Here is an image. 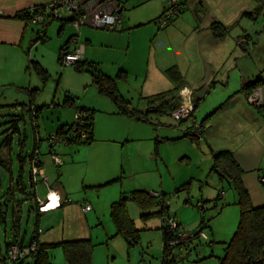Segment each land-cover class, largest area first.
<instances>
[{
  "label": "rangeland",
  "instance_id": "374dc122",
  "mask_svg": "<svg viewBox=\"0 0 264 264\" xmlns=\"http://www.w3.org/2000/svg\"><path fill=\"white\" fill-rule=\"evenodd\" d=\"M120 1L124 7L121 13L122 23L115 31L82 27L77 33L67 22L63 32L59 33L60 22L54 20L46 27L44 41L34 42V38L31 37L32 31L39 30L40 26L29 25L24 39V51L29 49L30 59L38 62L48 77L47 80L42 79L37 69L30 67L29 64L30 72L25 73L24 66L20 69V76L19 74L15 76L14 85L4 88L8 99L0 103L4 105L0 107V149L8 160L11 171L4 172V181L0 185V199H4V193L12 186L18 175L17 156L19 154L26 156L36 140L39 142L38 150L43 155L40 157L42 160L50 161L53 153L58 155L63 163L65 162L58 168L60 176H56L55 169L54 174L59 182L65 183L69 188L72 199L83 205H90L93 209L89 229L92 234L90 264H162L163 218L158 215L161 206H165L167 216L174 218L184 231L203 230L206 234V238L200 239V242L195 239L187 246L175 248L168 257L169 264H219V259L224 254V245L230 242L238 227L240 210L236 204L234 188L211 171L213 154L203 141L205 134L203 131H207L211 126V112L217 108L215 105L211 111L209 110L217 97V83L212 85L213 88L204 85L197 91L198 88H195L191 80L202 78L200 82H205L206 79L211 80L215 77L217 82L220 75L231 73L230 70L233 73L236 66L237 70L247 64L259 67L264 62V24L262 26L264 15L263 13L260 14L261 17L253 15L252 18L247 16L242 20L241 26L231 28L227 41L234 44L240 56L247 53L248 58L230 56L228 53L227 57L230 59H226V54L222 59L217 57L216 61L215 54L212 61L215 64L220 61V64L212 65L211 69L206 58H197L194 55L190 57V62L202 68L203 72L198 76L185 77V81L189 82L188 88L199 97L197 107L193 109L189 119L179 123L172 119L171 113L150 114L149 122L137 123L113 115L117 108L107 96L100 94L92 85V78L86 67L77 71L74 65H66L58 60L60 48L75 36L77 43L69 41L67 49L72 51L73 48L84 45L85 52L80 61L96 63L102 73L116 80L121 96L139 110L141 105L145 104L142 96L173 89L174 84L162 75L164 74L162 70L170 65L164 66L178 62L184 74L188 60L180 61L185 55L175 42L177 33L176 37H172V34L169 36L163 33L167 27L160 28L157 24L160 17L166 13L165 0ZM179 1L181 14L173 23L204 25L217 23L222 20L219 18L227 19L231 15L230 11L225 10L219 13L218 8L215 11L210 5L206 7V20L200 22L201 18L197 16L195 9L197 4H202V0ZM183 26L184 24H181L176 29L181 30ZM245 26H249L250 29L247 27V31L241 32ZM241 34L245 38L247 35L252 37L256 48L252 50L253 44L248 42V38L239 39L235 43L234 40L237 39L235 36ZM232 35H235L233 40L230 38ZM259 36L261 40L256 44ZM121 71H125L126 74ZM210 71H214L213 75L209 74ZM28 79H31V86L37 90L31 101L33 105L41 108L35 120L31 117L34 116V111L26 107L31 97L17 90V86H21L17 84L28 86L26 83ZM81 109L94 111V142L91 144L85 141L71 144L59 142L48 153L47 139L55 135L58 128L74 124L76 113ZM194 127L200 130L199 137H192L196 140L190 138ZM129 133L134 139L128 142L121 141L125 142L124 148L118 159L116 157L119 166L117 168L120 171L118 179L95 190L89 189L86 186L87 180L91 175L97 174L102 166L100 154L106 145L103 138L112 139L113 135L117 134L124 137ZM10 136V144L3 146L5 139ZM20 141L24 143L23 150H20ZM110 145L121 149V143ZM29 170L30 165L26 162L23 176L27 190L30 193L35 191L40 195V200L44 201L47 188L39 176L36 177L35 186L30 187L27 179ZM113 190L115 202L124 200L126 212L138 232L136 244H130L126 237L118 234L111 218V206L114 201L111 202L108 198ZM134 191L156 193L157 197L152 201L153 204L159 205L156 208L142 209L131 200ZM139 196L143 198L142 194ZM10 198L20 201L19 231L20 236L24 235L27 242L35 229L36 213L31 209L35 202L30 196L18 192H13ZM11 204L10 201L6 208L3 207L7 212V219L0 222V264H11L3 259L6 238L12 233ZM143 210H147L146 212L153 210L157 214L145 217L147 213ZM55 215H58L57 211L40 215L38 229L47 231L48 221L52 222L51 220L57 224L58 216ZM48 252L52 264H68L61 247ZM22 264H34V260L25 258Z\"/></svg>",
  "mask_w": 264,
  "mask_h": 264
},
{
  "label": "crops",
  "instance_id": "0c3cea01",
  "mask_svg": "<svg viewBox=\"0 0 264 264\" xmlns=\"http://www.w3.org/2000/svg\"><path fill=\"white\" fill-rule=\"evenodd\" d=\"M55 1L57 0H0V103L7 101L8 97L5 96L4 88H9L10 86L14 85V78L18 74L20 76V69L25 66L26 73L27 71H29V61L36 62L35 60L30 59L28 51L29 49L24 51V39L26 37L28 27L32 23H28L23 20H16L14 19V17L17 14L25 12L33 7L46 5ZM178 3H180L179 0ZM210 5L213 6V9L215 11H217L218 8V12L225 10L226 12L230 11L231 13L229 18L227 19L219 18L222 19L221 21H218L219 23H221L225 27L230 28L228 35L222 40L217 39L215 36H213L210 30V26L212 23H204V25H198L197 23H173L179 16H177L172 23L165 26L167 27V29L163 31V33L169 34V36H171L172 34V37H176L177 33V40H175V42H177V44L179 45V49L182 50V54L185 55L180 61H184L185 59L188 60V66L184 74L182 73V68H180L178 62H174L175 64H168L164 67H167L169 65L170 66L162 70V73H164L162 75L167 80L168 78L165 75V71L171 67L177 68L180 75L182 76L184 85L183 88H181L178 92V97L180 101L181 98L184 99V97L181 96L184 95L185 91H191L188 88L189 82L185 81V77L188 78L191 76H198L203 72L202 68L190 62V57L194 55L197 58H206L211 65V69H213L212 65L220 64V61H218L216 64L212 61L214 59L213 56L215 54H217L216 61L217 57L222 59V57L226 54V59H230L227 57L228 53L230 56H240V54L236 51L234 44L229 43L227 41L232 31L231 28L232 26H234L235 28L241 26L242 20L247 17L244 15L245 13L256 14L257 10L259 9V3L256 2V0H202V4L199 3L196 5L195 12L197 16L201 18L200 22L206 20V7H209ZM262 12L264 15V9ZM259 16L261 17V15ZM250 17L252 18V16ZM237 18L239 19L237 20ZM69 19V16H62V18L58 20L60 22L59 33L63 32L66 23L69 22ZM249 20L253 19L249 18ZM51 22L52 21L48 23L50 24ZM121 23L122 22L120 21L116 30L119 28ZM181 24H184L181 30L176 29L180 27ZM263 24L264 21L262 23V26ZM247 27L248 29H250L249 26H245V28H243L241 32L247 31ZM38 31H42V26H40L39 30L35 32L32 31L31 37L34 38L35 34ZM44 31L46 34V28L44 29ZM235 35L237 34L235 33ZM235 35H232L230 38L232 39ZM235 37L237 38L236 40H234L235 43L236 41L238 42L239 39L245 38L242 34L241 36ZM247 38L248 42H251L253 44L252 37L247 35L245 39ZM260 40L261 37H257L256 44H258ZM201 41L207 43L204 44L201 43ZM67 42H65L64 45ZM80 47L84 48V45ZM75 48H73V50ZM255 48L256 47L253 44L252 50ZM245 54L240 57L248 58V54L247 56H245ZM195 66L197 68H195ZM252 66L254 69L252 68ZM230 72L231 73L226 72L220 75V77L217 78V82L215 81V77H212L213 81L212 78L211 80H209V78L206 79L205 82H200L203 80L202 78L191 80V82L193 81V85L195 86V88H198L197 91H199V89L204 85L209 88H213L212 85L217 83V97L213 101L209 110L211 111V109H213L215 105L217 108H215L213 112H211V126L208 128L207 131H203L205 133L203 141L209 147L211 153L213 154L212 157L219 152L231 153L232 159L235 162L236 167L238 168L240 182L244 189L247 191L252 206L254 208H259L264 206V87H258L261 90V95L263 99V104L260 109L250 105L247 102V94L246 91L243 90V87L244 85H247L249 83L252 84L255 81L263 78L264 62H262L259 67L255 64H247L244 68H239L237 70L236 66L233 73L232 70H230ZM123 73L126 74L125 71ZM211 73L213 75L214 71L209 72L210 75ZM170 82L172 83L171 80ZM26 83L28 84V86H24V84H17L21 85L17 86V90L23 92L22 89L26 88L31 89V87H33L32 89H36L34 86H31V79H28ZM156 94H146L141 97V99L144 100L145 104L141 105L140 111H144L146 109L145 98ZM195 95L196 92H193L192 100L196 103L197 107L199 97ZM1 106L4 105H0V107ZM113 113L111 114L120 116L116 114V112ZM120 118H126V120H130L131 122H137L135 120L123 116H120ZM178 122L181 123L182 121ZM117 135H113L112 139L103 138V140L106 141V145L104 146L100 154V156L102 155V166H100V169L98 170L97 174L91 175L90 178L87 180L88 184L86 186L91 190H95L98 187L111 184L118 179L117 177L119 176L120 171L117 168L118 164L116 162V157L118 159V156L121 155V151L124 148L125 142L131 141L134 138L130 136L132 135L130 133L128 134V136L124 137ZM92 142H94V136ZM111 143H116V145L121 143V149L119 150V147H113L112 145H110ZM2 154V149H0L1 160L8 162V160H6L5 156ZM39 155V157L43 156L40 152ZM40 160L43 163L44 175L48 179L47 186H45L47 188V192L48 190L55 191L58 193L61 199V206L54 211H50H57L58 215L55 216H58V222L56 224L54 220H51L52 222L48 221V230L43 231L39 228L41 230V234L39 236L36 234V231L33 230L32 235L26 242L25 236H20L19 231V214L21 204L19 201H15L14 204L12 202V233L10 237L6 238V242L4 245L5 254L9 243H22L25 245L31 242L34 237H37V240L41 245L48 246L58 245L66 242L90 241V238L92 236L89 230L90 223L92 221V207L89 205L90 210L83 211L86 205H83L82 203L73 200L71 191L66 186V184L59 182L57 180L58 178L55 177L54 169L57 171L56 176L59 177L60 172L58 168L65 164V162L60 166H55L51 159L50 161H47V159L42 160L40 158ZM65 169L62 171V173L65 171ZM227 182L231 185L229 181ZM31 186L33 188L35 186V183ZM32 194L33 197L30 198L34 200L35 206L31 207V209H34L36 213L35 227H37V230L40 215L48 214L50 212L38 214L37 201L40 200V195L37 194L35 191ZM108 199L111 202H115L114 190L111 191V196ZM7 206L8 205H6L5 203V198L0 199L1 223L5 222L7 219V212L3 210V207L6 208ZM149 207L156 208L157 205L152 203V205ZM146 211L147 210H145L144 213H149L150 217H152V215L155 216L157 214L156 211L153 210L152 212Z\"/></svg>",
  "mask_w": 264,
  "mask_h": 264
},
{
  "label": "trees",
  "instance_id": "16d2710c",
  "mask_svg": "<svg viewBox=\"0 0 264 264\" xmlns=\"http://www.w3.org/2000/svg\"><path fill=\"white\" fill-rule=\"evenodd\" d=\"M259 3V9L256 14L245 13V16L260 15L264 9V0H256ZM30 10V9H29ZM29 10L17 14L14 19L23 20L30 23L31 15ZM181 14V9H179L178 15ZM163 16V15H162ZM161 16V17H162ZM160 17V18H161ZM175 17V18H176ZM173 18L168 24L174 21ZM49 23L46 22L42 26V31H38L35 34L34 42L44 41L45 31ZM167 24V25H168ZM166 25V26H167ZM165 27V26H164ZM44 28V29H43ZM163 28V27H160ZM228 27L223 26L221 23H212L210 30L217 39L222 40L229 33ZM72 38V37H71ZM68 42L60 48L58 60L61 62V53L68 48ZM30 67H35L37 69L38 75L44 79L48 77L46 71L39 65V63L34 61H29ZM77 71L85 69L89 72L92 78V85L98 90V92L104 96H107L117 108L116 114L127 117L129 119L135 120L137 122H149L148 116L150 114H168L173 112L179 105L180 99L178 97V92L183 88L184 82L183 78L180 75L179 71L175 67H171L165 71V75L168 79L174 84V88L156 95L145 98L146 109L140 111L138 108H135L127 101L123 96H121L119 90L117 89L116 80L112 79L109 76H106L98 68V65L95 63H83L81 61L73 64ZM122 73V71H121ZM259 86L264 87V77L255 81L252 84L244 85L243 90L246 91V94L251 93V91ZM24 93H27L31 98L29 100L30 110L34 111V116L32 119L35 120L37 112L41 109L33 105L32 95L36 92V89H22ZM69 100V99H68ZM195 103V102H194ZM196 107V103L194 108ZM260 109V108H259ZM93 113L94 111L88 109H81L76 113L78 116L74 124L68 126H62L58 128L55 135L50 136L47 139L48 142V153L51 152L53 145L50 143V139L54 137L56 143L62 142L64 144H71L76 142L85 141L87 144L93 141ZM81 132H84V137H81ZM186 136V135H185ZM191 139L196 140L195 138ZM11 142V136L5 139L3 146L9 145ZM20 150H23V145L21 141L19 142ZM39 142L34 140V145L32 150L27 153L26 156L19 154L17 156L19 170L18 175L14 179L12 186L7 188V192L4 193L5 203L15 202L11 197L13 192H18L25 196L33 197V194L27 190V184L24 180V165L26 162L29 163L30 169L33 163H36L38 167H43V163L40 160V155L38 151ZM56 155V154H55ZM61 159V158H60ZM63 164V161H62ZM0 168L5 171L10 172L9 162L1 160L0 157ZM211 171L217 173L220 178L229 181L234 188L237 195L236 204L240 210V219L238 227L227 244L224 245V254L223 257L219 259V264H264V206L259 208H254L251 204L249 195L244 189L240 182L238 168L236 167L235 162L232 159V155L229 152H219L213 156V165ZM32 181V185H33ZM32 187V186H30ZM139 194L143 195V198H140ZM9 196V197H8ZM154 197L146 194L143 191H134L131 195V200L136 202L142 209L148 208L152 205ZM123 199L120 201L114 202L111 206V218L114 221L118 234L126 237L130 244H136L138 242V232L133 226L132 220L129 218L126 209L124 207ZM18 202V201H17ZM20 202V201H19ZM161 202V201H160ZM162 203V202H161ZM159 205L158 203L156 204ZM2 206V205H1ZM145 211V210H143ZM38 213V212H37ZM41 214V213H38ZM161 217L167 216V212L163 206L160 207V212L158 213ZM145 217H150L149 213ZM180 225V224H179ZM36 228L34 231H36ZM162 249H163V263L169 264L168 257L172 253L169 252L168 242L175 237V232L163 231L162 227ZM203 231L199 230L197 232H191L194 235V239L189 240L183 244L176 245L175 248H180L181 246H187L188 243L193 242L195 239L199 240L198 234ZM36 241L38 244L37 250L29 257L34 260V264H52L51 256L49 250L54 248L61 247L64 251V256L68 264H90L91 261V252L92 246L90 241H76V242H66L58 245H41L37 237H34L31 242ZM30 243V242H29ZM28 243V244H29ZM12 244H18L19 246H27L28 244L22 243H9L6 249L5 260L7 259V250ZM210 244V243H209ZM174 248V249H175ZM2 259V261H3ZM22 258L18 261H9L11 264H22Z\"/></svg>",
  "mask_w": 264,
  "mask_h": 264
},
{
  "label": "built area",
  "instance_id": "2783aa9c",
  "mask_svg": "<svg viewBox=\"0 0 264 264\" xmlns=\"http://www.w3.org/2000/svg\"><path fill=\"white\" fill-rule=\"evenodd\" d=\"M167 5L166 13L160 18V27L166 26L173 18L178 15L180 6L178 0H165ZM123 3L120 0H57L55 2L36 6L29 10L31 15L30 22L34 25H43L46 22L60 20L63 15L70 17L69 23L72 25L74 30L79 33L82 27H90L101 30H113L115 31L118 24L121 21V13L123 11ZM73 38V39H72ZM70 42L76 44V37H72ZM84 48L76 47L74 50L69 51L66 49L61 53V62L66 65H73L79 62L83 58ZM181 101L178 107L171 112L172 119L176 122L189 119L192 116L194 109V101L192 100V92L185 91L184 95L181 96ZM247 102L256 107L260 108L263 104L261 90L259 88L253 89L251 93L246 96ZM78 116H76L77 118ZM81 137H84V132H81ZM191 137H199L200 130L193 128L190 133ZM56 139L52 137L50 143L54 146ZM51 160L55 166L62 165V160L57 155L51 153ZM32 181L36 184V177H40L45 186H47L48 179L44 175V168L38 167L36 163H33L31 169ZM152 197H157L156 193H150ZM52 196L54 197V207L49 209L47 206L51 203ZM61 206V199L57 192L48 190L44 201H37L38 213H47L54 211ZM165 208V206H163ZM90 206L86 205L83 211H89ZM163 231L175 232L173 237L168 242L169 252L173 253L174 248L178 244H183L189 240L194 239V235L191 232L184 231L174 218L169 216H163ZM36 234L39 236L41 230L37 229ZM199 239H205L206 234L201 231L198 234ZM38 244L36 241L30 242L27 246H19L18 244H12L7 250L8 261H18L22 258H29L35 250H37Z\"/></svg>",
  "mask_w": 264,
  "mask_h": 264
},
{
  "label": "water",
  "instance_id": "95a60500",
  "mask_svg": "<svg viewBox=\"0 0 264 264\" xmlns=\"http://www.w3.org/2000/svg\"><path fill=\"white\" fill-rule=\"evenodd\" d=\"M196 12V9H195ZM28 183L31 186L32 185V175H31V171L28 172ZM4 181V170L2 168H0V185L1 183ZM7 192V190H6Z\"/></svg>",
  "mask_w": 264,
  "mask_h": 264
},
{
  "label": "bare ground",
  "instance_id": "6f19581e",
  "mask_svg": "<svg viewBox=\"0 0 264 264\" xmlns=\"http://www.w3.org/2000/svg\"><path fill=\"white\" fill-rule=\"evenodd\" d=\"M54 205H55V203H54V197L52 196L51 203L47 206V208L51 209V208L54 207Z\"/></svg>",
  "mask_w": 264,
  "mask_h": 264
},
{
  "label": "clouds",
  "instance_id": "9594fccd",
  "mask_svg": "<svg viewBox=\"0 0 264 264\" xmlns=\"http://www.w3.org/2000/svg\"><path fill=\"white\" fill-rule=\"evenodd\" d=\"M38 211V210H37Z\"/></svg>",
  "mask_w": 264,
  "mask_h": 264
}]
</instances>
